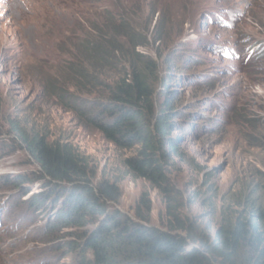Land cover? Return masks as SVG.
<instances>
[{"label": "rangeland", "instance_id": "rangeland-1", "mask_svg": "<svg viewBox=\"0 0 264 264\" xmlns=\"http://www.w3.org/2000/svg\"><path fill=\"white\" fill-rule=\"evenodd\" d=\"M124 18L147 34L138 50L158 65L155 113L171 103L161 144L169 191L128 169L125 159L140 145L116 146L58 96L65 89L95 97L75 86L71 63L87 65L82 41ZM20 129L71 144L95 181L118 183L116 208L134 214L147 192L156 225L172 211L215 237L238 217L257 219L264 211V0H0V264H85L93 255L84 231L93 220L68 224L61 202L37 201L49 187Z\"/></svg>", "mask_w": 264, "mask_h": 264}, {"label": "trees", "instance_id": "trees-1", "mask_svg": "<svg viewBox=\"0 0 264 264\" xmlns=\"http://www.w3.org/2000/svg\"><path fill=\"white\" fill-rule=\"evenodd\" d=\"M139 32L124 18L85 38L81 47L89 63H71V69L75 86L95 97L85 99L65 89L58 96L116 146L140 145L136 155L125 159L128 169L169 191L172 178L161 157V144L170 134L172 107L170 102L161 103L155 113L158 65L138 50L149 44L147 34ZM113 68L118 69L115 76L109 73ZM19 132L49 187L36 195L37 201L61 202V218L68 224L86 226L89 218L93 220V228L84 231L85 248L93 255L85 264H264V211L257 219L251 214L224 224L215 237L199 233L172 211L166 225H156L147 192L134 214L116 208L122 197L118 183L95 181L89 162L71 144ZM173 139L171 149L176 150Z\"/></svg>", "mask_w": 264, "mask_h": 264}]
</instances>
